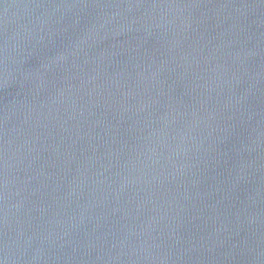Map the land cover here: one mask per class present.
Masks as SVG:
<instances>
[{
    "label": "water",
    "instance_id": "1",
    "mask_svg": "<svg viewBox=\"0 0 264 264\" xmlns=\"http://www.w3.org/2000/svg\"><path fill=\"white\" fill-rule=\"evenodd\" d=\"M0 264H264V0H0Z\"/></svg>",
    "mask_w": 264,
    "mask_h": 264
}]
</instances>
